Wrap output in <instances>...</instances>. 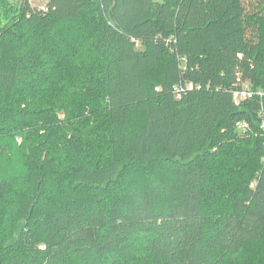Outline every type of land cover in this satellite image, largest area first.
<instances>
[{"label": "trees", "instance_id": "16d2710c", "mask_svg": "<svg viewBox=\"0 0 264 264\" xmlns=\"http://www.w3.org/2000/svg\"><path fill=\"white\" fill-rule=\"evenodd\" d=\"M2 31L0 264H264V0H22Z\"/></svg>", "mask_w": 264, "mask_h": 264}, {"label": "rangeland", "instance_id": "374dc122", "mask_svg": "<svg viewBox=\"0 0 264 264\" xmlns=\"http://www.w3.org/2000/svg\"><path fill=\"white\" fill-rule=\"evenodd\" d=\"M5 1H6V4L1 6L2 10L0 9V35L3 34L2 27L8 26V24L11 22V20H13L17 16L18 10H19V2L22 0H5ZM28 1L33 8L44 10V9H46L50 0H28ZM213 176H215V175H213ZM217 177H218V175L216 174V177H213L212 182L218 181ZM19 179L21 180V175L19 176ZM235 183H237V182H235ZM235 183H233V184L235 185ZM233 184L229 183L228 185L232 186ZM254 184H255V181L252 183V185H254ZM234 185H233V187H234ZM207 188H210V190H212V191L215 190L212 187H210V183L207 185ZM215 193L216 192L213 191L211 193V195L215 194ZM232 195H233V193H231L229 191L223 192V197H224L225 201H230L232 199ZM15 197H13V198H15ZM224 200H222V201L224 202ZM5 214L7 216L5 217L3 223L0 221V228H1V225H3V227H4L3 229H0V238L2 235L5 234V229L12 227L11 222H13V221L16 222V219H17V210H15L11 207L7 208V210L5 211Z\"/></svg>", "mask_w": 264, "mask_h": 264}, {"label": "built area", "instance_id": "2783aa9c", "mask_svg": "<svg viewBox=\"0 0 264 264\" xmlns=\"http://www.w3.org/2000/svg\"><path fill=\"white\" fill-rule=\"evenodd\" d=\"M185 89L191 90V89H193V85L192 84H186ZM177 91H178V93H180V92H183L184 90L182 87H178ZM255 95L263 96L262 93H260V92L256 93V92L252 91L250 88H248L247 86H245L242 89L235 91L233 94V97H234L235 103L237 105H240L244 101L252 99ZM179 97H180V94H177V98H179Z\"/></svg>", "mask_w": 264, "mask_h": 264}]
</instances>
